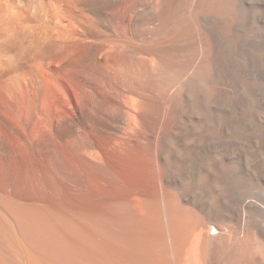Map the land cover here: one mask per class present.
I'll use <instances>...</instances> for the list:
<instances>
[{"label": "bare ground", "instance_id": "bare-ground-1", "mask_svg": "<svg viewBox=\"0 0 264 264\" xmlns=\"http://www.w3.org/2000/svg\"><path fill=\"white\" fill-rule=\"evenodd\" d=\"M0 264H264V0H0Z\"/></svg>", "mask_w": 264, "mask_h": 264}]
</instances>
